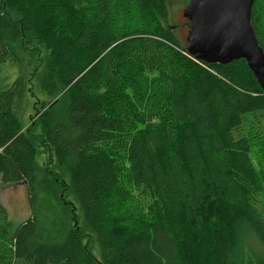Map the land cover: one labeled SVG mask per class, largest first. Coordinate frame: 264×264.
Segmentation results:
<instances>
[{
  "label": "trees",
  "instance_id": "trees-1",
  "mask_svg": "<svg viewBox=\"0 0 264 264\" xmlns=\"http://www.w3.org/2000/svg\"><path fill=\"white\" fill-rule=\"evenodd\" d=\"M57 12L66 18L53 25ZM251 25L264 52V0L253 1ZM52 26L43 43L62 91L41 104L35 137L66 172L62 191L99 257L36 164L34 132L12 110L15 80L0 86V182L25 185L30 215L14 224L0 203V264H264L242 244H264L246 127L264 158V93L245 60H195L165 0H0V43L10 49ZM7 56L0 51V65ZM147 88L150 119L132 106ZM131 202L145 208L138 220L123 214Z\"/></svg>",
  "mask_w": 264,
  "mask_h": 264
},
{
  "label": "rangeland",
  "instance_id": "rangeland-1",
  "mask_svg": "<svg viewBox=\"0 0 264 264\" xmlns=\"http://www.w3.org/2000/svg\"><path fill=\"white\" fill-rule=\"evenodd\" d=\"M169 11V23L172 26V32L177 38L178 42L185 46V37L188 30L186 19L182 16V10L186 6L188 0H165ZM14 17V16H13ZM66 18V13L57 12L55 15L56 21L53 25L58 24ZM53 26L46 29L45 32L25 33L23 38L18 41L15 46L10 49L4 43H0V51L8 52L6 61L0 65V86H8L15 80H20L21 85L17 89L14 96L12 110L21 122L23 130L28 128L34 132V140L36 145V164L42 168L46 173L53 177L57 183L54 190L57 194L63 193V198L70 209L71 214L75 216L79 230L82 232V242L91 251L95 258H98V247L93 234L82 223L80 211L76 205L74 198L63 192V185L68 183L66 172L59 168L51 154V150L35 137L39 134L37 128V117L40 113L41 104L47 105L53 99L58 97L62 91L60 85V74L57 62L51 51L46 48L43 43L46 35L54 33ZM216 75L219 74L217 69H210ZM131 95L133 93H130ZM152 98V91L147 88L142 94L141 100L134 101L132 106L145 119L153 118L151 115L150 102ZM153 99V98H152ZM247 130H252L251 153L250 156L258 172L260 183L264 189V158L259 153L261 142L258 136L255 135L253 127L246 125ZM0 203L7 210L9 220L17 224L30 215V209L27 203L26 189L23 183L17 184H3L0 182ZM70 203L73 206L70 207ZM74 211V212H73ZM264 211V207H263ZM139 213L145 214L144 206L138 202H131L123 210V214L128 220H138ZM244 246L247 245L259 257L264 258V244L251 236L245 237L243 241Z\"/></svg>",
  "mask_w": 264,
  "mask_h": 264
},
{
  "label": "water",
  "instance_id": "water-1",
  "mask_svg": "<svg viewBox=\"0 0 264 264\" xmlns=\"http://www.w3.org/2000/svg\"><path fill=\"white\" fill-rule=\"evenodd\" d=\"M254 0H188L187 53L208 64L244 59L264 93V52L251 25Z\"/></svg>",
  "mask_w": 264,
  "mask_h": 264
}]
</instances>
